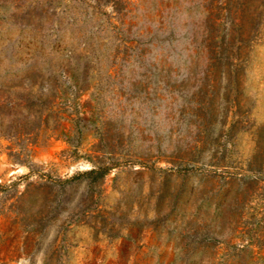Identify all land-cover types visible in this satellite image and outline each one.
Instances as JSON below:
<instances>
[{
    "label": "rangeland",
    "instance_id": "374dc122",
    "mask_svg": "<svg viewBox=\"0 0 264 264\" xmlns=\"http://www.w3.org/2000/svg\"><path fill=\"white\" fill-rule=\"evenodd\" d=\"M0 264H264V0H0Z\"/></svg>",
    "mask_w": 264,
    "mask_h": 264
}]
</instances>
